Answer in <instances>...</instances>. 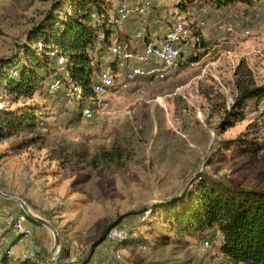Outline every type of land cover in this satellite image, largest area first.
<instances>
[{
    "label": "rangeland",
    "instance_id": "rangeland-1",
    "mask_svg": "<svg viewBox=\"0 0 264 264\" xmlns=\"http://www.w3.org/2000/svg\"><path fill=\"white\" fill-rule=\"evenodd\" d=\"M53 1L0 0V60L22 54L29 31ZM126 1L150 2L151 9L137 19L149 27L150 37L164 34L174 11L182 19L186 15L201 42L197 64L163 82L129 83L110 96V123L74 117L46 89L27 100L39 108L36 126L0 141V209L25 216L15 199L20 200L55 229L59 246L54 248L48 227L26 218L31 244L12 245L16 238L2 225L0 235L9 238L14 255L31 248L48 264H232L218 241L208 240L206 247L207 239L166 232L152 210L201 171L234 186L264 189V99L246 105L231 126H220L242 90L264 85V2L256 10L258 20L243 14L226 32L218 26L232 23L212 11L182 12L173 0ZM237 8L232 12L240 13ZM199 21L205 22L202 28ZM116 75L119 80L123 72ZM215 141L231 146L212 156ZM143 208L145 215L135 214ZM120 218L116 227L132 243L97 244L103 229ZM159 232L171 240L163 243Z\"/></svg>",
    "mask_w": 264,
    "mask_h": 264
},
{
    "label": "trees",
    "instance_id": "trees-1",
    "mask_svg": "<svg viewBox=\"0 0 264 264\" xmlns=\"http://www.w3.org/2000/svg\"><path fill=\"white\" fill-rule=\"evenodd\" d=\"M263 2L176 0V7L182 12L192 11L200 15H205L200 12L202 7H206L209 13L214 10L228 13L238 7L245 16H253ZM114 14L111 0H55L51 3L29 31L22 54L0 60V141L23 130L34 129L39 108L25 102L36 93H45V89L47 93L50 82L64 73L68 77L59 93L47 96H58L65 111L80 118L79 109L92 96L91 84L107 67L114 65L110 51L112 45L119 43L130 48L135 44L140 48L144 41L150 39L149 27L137 20L143 16L132 17L118 27L109 23ZM140 31L142 37L133 44L132 39ZM101 34L105 35L104 39ZM59 58L65 61L64 73L58 71ZM12 71L17 75L13 76ZM69 86L81 87L83 98L78 103L66 104L64 94ZM263 99L264 85L242 90L220 126H231L233 121L240 119L246 105ZM19 102L24 106L11 109ZM230 146V142L215 141L212 156L219 155L221 149ZM147 211L143 208L135 214L143 216ZM152 216L160 227L166 228V232L194 236L201 241L207 239L205 242L218 241L220 253L232 264H264V189L234 186L201 171L179 194L156 204ZM24 217L39 225L29 216ZM119 221L121 218L103 229L97 244L103 243L107 232L117 228ZM159 233L163 243L171 240L167 234ZM129 238L124 246L132 243ZM10 249L5 247L0 251V264H48L36 252L16 256ZM65 255L66 250L63 249L60 257Z\"/></svg>",
    "mask_w": 264,
    "mask_h": 264
},
{
    "label": "built area",
    "instance_id": "built-area-1",
    "mask_svg": "<svg viewBox=\"0 0 264 264\" xmlns=\"http://www.w3.org/2000/svg\"><path fill=\"white\" fill-rule=\"evenodd\" d=\"M111 1L114 4L115 14L110 17L109 23L118 27H121L132 17L144 16L151 8L148 1ZM171 1L161 0L163 3ZM173 1L176 10V0ZM176 11H174L175 15L172 23L168 22L170 25L165 29L164 34L150 37L149 40L142 43L140 48L134 44V41L142 37L141 31L135 34L134 39H132L134 45L130 48L119 43L112 45L110 51L114 65L107 67L91 84L92 96L79 109L82 120L100 119L110 123L115 116L110 96L119 94L129 83L136 80L150 84L163 82L174 77L181 69L193 67L197 64L201 42L197 36L192 34V28L187 26L185 21L187 16L185 15V18L182 19ZM200 12L207 14L208 10L206 7H202ZM212 14L216 18L224 15L225 20L232 23L228 26L223 24L218 26V29L226 32H232L234 26H238L240 18L243 17V14L238 12L223 14V12L214 10ZM260 17L259 13L252 16L253 20H258ZM204 25V21H199L197 27L202 28ZM100 37L104 39L105 35L101 34ZM64 62L63 58L58 59V71L61 73H64ZM118 72H123L122 78L119 80L116 75ZM12 75L16 76L17 72L12 71ZM67 77L68 74L64 73L62 77L52 80L48 85L47 94L50 96L58 94ZM82 98L83 91L80 86H69L64 94L66 104L78 103ZM24 222V216L14 217L9 212L0 209V225L15 236L16 246L25 243L31 244L32 230L24 226ZM126 238L123 230L113 228L107 232L103 243L112 245L121 243ZM8 245L9 238L0 235V251ZM204 245L208 247L209 242H205ZM73 248L78 249L75 243H73ZM27 253L33 255V250L30 248Z\"/></svg>",
    "mask_w": 264,
    "mask_h": 264
},
{
    "label": "water",
    "instance_id": "water-1",
    "mask_svg": "<svg viewBox=\"0 0 264 264\" xmlns=\"http://www.w3.org/2000/svg\"><path fill=\"white\" fill-rule=\"evenodd\" d=\"M0 195H1V196H4V195L1 194V193H0ZM15 200H16L17 202H19L21 208L24 210V212L26 213L27 216H30L35 222H37V223H39V224H41V225H43V226H46V227H48V228L51 230V232H52V234H53V236H54V241H55V243H54V248H57V247L59 246V240H58V236H57V233H56L55 229H54L50 224H48L46 221H44L43 219H41V218H39V217L34 216L33 214H31V213L27 210V208L24 207L23 203L20 202V200H18V199H15ZM54 261H55V260L53 259V263H52V264H55Z\"/></svg>",
    "mask_w": 264,
    "mask_h": 264
}]
</instances>
